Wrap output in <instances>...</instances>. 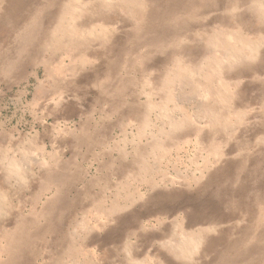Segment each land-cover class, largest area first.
<instances>
[{"label":"rangeland","instance_id":"rangeland-1","mask_svg":"<svg viewBox=\"0 0 264 264\" xmlns=\"http://www.w3.org/2000/svg\"><path fill=\"white\" fill-rule=\"evenodd\" d=\"M0 264H264V0H0Z\"/></svg>","mask_w":264,"mask_h":264}]
</instances>
